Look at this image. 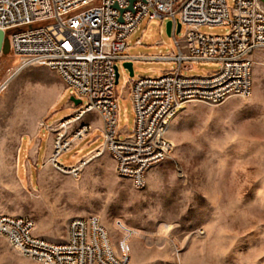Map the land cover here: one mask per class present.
<instances>
[{
    "label": "rangeland",
    "instance_id": "1",
    "mask_svg": "<svg viewBox=\"0 0 264 264\" xmlns=\"http://www.w3.org/2000/svg\"><path fill=\"white\" fill-rule=\"evenodd\" d=\"M227 4L234 7V0ZM200 31L222 36L229 28L202 26ZM138 39L141 45H136ZM129 46L127 54L132 57L168 55L175 50L174 36L167 34L166 22L159 19L143 21ZM255 61L250 98L234 97L219 106L192 103L179 111L167 133L171 152L147 173L144 188L137 189L130 179L117 175L112 155L100 152L105 140L95 112L82 119L91 121L93 131L58 157L65 167L88 160L79 177L53 163L39 172L32 167V190L18 178L23 177L27 146L24 140L17 165L21 137L34 126L43 128L45 118L52 125L40 134L46 151L57 121L73 116L86 102L78 107L72 104L73 93L56 85L54 81L60 79L48 68L18 72L19 60L12 53L0 54V216L32 219L35 235L52 242L64 240L74 218L99 217L116 245L117 228L134 229L127 237H133L129 246L123 248L129 264H264V51L257 53ZM133 68L131 77L119 64L116 92L122 140L135 126L130 80L159 77L177 69L178 63L134 60ZM219 69L217 63L204 62L183 68L182 73L205 76ZM26 97L27 121L18 115ZM0 264L41 263L25 258L0 236Z\"/></svg>",
    "mask_w": 264,
    "mask_h": 264
},
{
    "label": "built area",
    "instance_id": "2",
    "mask_svg": "<svg viewBox=\"0 0 264 264\" xmlns=\"http://www.w3.org/2000/svg\"><path fill=\"white\" fill-rule=\"evenodd\" d=\"M154 19L173 22L175 50L168 55L127 54L130 37L143 21ZM202 26H226L229 31L210 36L200 31ZM0 29L19 60V69L46 67L75 98L86 102L73 116L57 122L51 157L55 167L79 177L86 160L65 167L58 157L88 137L93 125L82 119L96 112L105 140L100 152L108 151L117 175L142 189L147 173L171 152L162 125L173 121L183 106H219L234 97L252 96L255 56L264 51V1L234 0L230 8L227 0H0ZM136 45H141V39ZM134 60L177 62L178 68L159 77L130 80L135 126L122 140L116 66ZM204 62L217 63L220 69L205 76L183 75V68ZM76 123L78 128L69 134ZM128 229L117 228L116 245L99 217L74 218L64 240L52 242L35 235L34 220L0 216V236L16 252L41 264H129L123 248L129 246L133 237H127L134 229Z\"/></svg>",
    "mask_w": 264,
    "mask_h": 264
},
{
    "label": "crops",
    "instance_id": "3",
    "mask_svg": "<svg viewBox=\"0 0 264 264\" xmlns=\"http://www.w3.org/2000/svg\"><path fill=\"white\" fill-rule=\"evenodd\" d=\"M60 81L59 80H55L54 83L56 85H59L60 87L66 88L63 85V83H61ZM58 96H60V94H58ZM25 103L27 105V112L28 113L26 114V113L22 112V114H18V115H19V117L22 118V120L27 121V120H29V117H30V112L28 110L29 104L27 103V99H26ZM50 108H51V106L49 107L48 111H50ZM42 121H43L42 123L44 124L43 126L46 127L47 129L52 126V125L48 126L45 123V118L42 119ZM87 122L91 124L90 120H87ZM100 124H101V127H102V122H100ZM43 128H37L36 126H34L32 132H29L28 134H24L21 137V140H20L19 153H18V157H17V165H19V163H21V161H20L21 159L19 160V156H20V153H21V148H23L24 145H25L24 144V140L27 141L26 142L27 146H26V148L24 147L25 150H24V155H23V161L21 163L23 165V177L22 178L18 177V178H19V180L21 181L22 184H25L26 186H29L32 190H34L35 186L32 183V180L30 179V173H29L30 169L32 167H34V168L37 169L36 170L37 172H39L40 170L44 169L49 163H51L50 162V158L52 157V152H53V142L51 141V139H50V141L47 144L46 151H45V149L43 147V141L40 138V134H41V131H42ZM99 149H97V150H99ZM76 165H74V166H76ZM17 170H18V168H17ZM38 181L39 180L36 179V182H38Z\"/></svg>",
    "mask_w": 264,
    "mask_h": 264
},
{
    "label": "water",
    "instance_id": "4",
    "mask_svg": "<svg viewBox=\"0 0 264 264\" xmlns=\"http://www.w3.org/2000/svg\"><path fill=\"white\" fill-rule=\"evenodd\" d=\"M134 0H130L132 3ZM264 1V0H262ZM130 10H133L132 5L129 7ZM172 26L173 22L172 21H167L166 22V32L169 36H172ZM181 31V23H178L177 25V34H179ZM11 53L10 49V43L9 39L6 37V34L3 30L0 29V54L3 55H9ZM122 66L125 70H127L130 74L131 77H134V68H133V61H126L122 63ZM119 65L116 66V85L118 84L119 81ZM71 101L75 104L76 107L82 105V100L77 99L74 96L71 97Z\"/></svg>",
    "mask_w": 264,
    "mask_h": 264
},
{
    "label": "bare ground",
    "instance_id": "5",
    "mask_svg": "<svg viewBox=\"0 0 264 264\" xmlns=\"http://www.w3.org/2000/svg\"><path fill=\"white\" fill-rule=\"evenodd\" d=\"M18 72L19 71H22L21 69H19L18 68V70H17ZM26 99H27V97L26 98H24L22 101H21V105H20V111L18 112V114H22V112L23 113H28L27 112V105H26V103H25V101H26ZM185 106H183L182 108H184ZM181 108V109H182ZM171 123V121H168V122H166V123H164L163 125H162V134H167L168 133V131H170V124ZM86 161H88V160H86ZM50 162L52 163V160H51V158H50ZM161 162H156V166L158 165V164H160Z\"/></svg>",
    "mask_w": 264,
    "mask_h": 264
}]
</instances>
